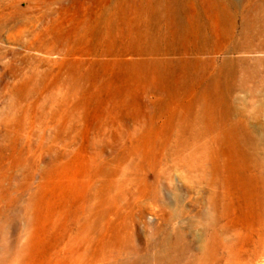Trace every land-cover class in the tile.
I'll use <instances>...</instances> for the list:
<instances>
[{
    "label": "bare ground",
    "instance_id": "1",
    "mask_svg": "<svg viewBox=\"0 0 264 264\" xmlns=\"http://www.w3.org/2000/svg\"><path fill=\"white\" fill-rule=\"evenodd\" d=\"M73 1L0 0V39L6 34L21 47L0 46V67L15 77L11 110L75 114L92 103L101 112H140L142 93H152L150 106L170 115L166 125L173 130L159 133L164 158L208 185L207 209L195 214L204 228L198 264H217L216 251L237 217L251 231L261 230L264 219V133L234 104L237 90L254 98L264 89V56L245 55L264 51V0H149L133 14L123 2L108 9V0L84 8ZM67 11L72 17L64 19ZM122 120L114 118L116 133L125 128ZM133 132L125 131L131 142ZM151 136L145 133L142 145L153 143ZM136 150L133 143L122 159ZM112 228L111 253L123 252L121 261L132 264L117 225ZM185 239L181 226H171L148 244L158 246L157 263L180 264L190 251Z\"/></svg>",
    "mask_w": 264,
    "mask_h": 264
},
{
    "label": "rangeland",
    "instance_id": "2",
    "mask_svg": "<svg viewBox=\"0 0 264 264\" xmlns=\"http://www.w3.org/2000/svg\"><path fill=\"white\" fill-rule=\"evenodd\" d=\"M114 1L123 2L133 14L135 7L149 0H108L104 5L113 8ZM94 2L72 3L84 8ZM67 15L72 17V11L64 12V19ZM0 46L21 49L6 34ZM252 54L264 56V51L245 53ZM0 74V264H125L123 252L111 253L107 235L113 224L120 231V242L130 251L126 256L132 264H167L156 262L158 246L148 242L160 240L171 226H181L190 244L180 264H198L197 247L204 228L195 214L207 209L208 185L195 179L196 171L164 158L168 150L162 151L159 133L173 130L166 125L170 115L157 105L155 110L150 106L156 103L152 93H142L140 112H101L91 103L75 114L15 113L10 108L16 101L10 95L15 77L1 67ZM134 81L142 84L143 79ZM262 90L254 98L237 90L240 98L234 102L245 107L244 117L259 134L264 133ZM114 118L123 119L125 128L120 134L115 131ZM127 130L139 138L131 142ZM147 132L154 135L153 143L142 145ZM133 143L136 155L123 160ZM163 169L169 174L159 176ZM174 214H181L180 218L165 225L164 218ZM260 224L261 230L251 231L237 217L236 227L229 226L236 231L227 233L225 244L216 251L217 264H264V219Z\"/></svg>",
    "mask_w": 264,
    "mask_h": 264
}]
</instances>
